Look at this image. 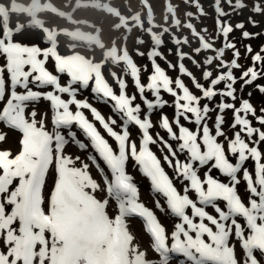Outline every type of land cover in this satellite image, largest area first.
<instances>
[{
    "label": "snow or ice",
    "instance_id": "obj_1",
    "mask_svg": "<svg viewBox=\"0 0 264 264\" xmlns=\"http://www.w3.org/2000/svg\"><path fill=\"white\" fill-rule=\"evenodd\" d=\"M224 2L234 11L246 7L242 0ZM220 5L221 0H215L216 39L223 38L219 48L196 32L192 23L185 25L200 42L195 55L202 51L214 53L202 61L183 52L182 46L189 43L187 37L176 36L172 42L177 62L168 61L159 50L163 35L155 33L150 34L151 46L146 53L152 68L146 82L126 50L112 61L114 65L123 63L124 76L131 77L136 90L133 94L127 92L126 80L116 72L111 76L118 93L110 86L102 74L103 63L78 54L60 55L54 34L44 35L50 46L43 49L16 41L14 37L25 28L6 25L0 16V57L4 61L0 64V143H18L15 153L0 150V264H264V151L260 147L264 144V107L259 108L258 115L251 100L243 96L237 106L236 87L239 82L242 93L245 87L264 78V55H253L252 46L245 45L252 66L237 78L234 70L242 68L241 53L229 40L235 30L241 31L244 40L261 33L244 30L243 22L233 27L222 20L232 12H225ZM191 6L203 14L198 0H193ZM252 11L264 14L259 4H254ZM187 15L192 17L193 13ZM249 23L257 26L251 18ZM136 43L142 45L144 40L137 38ZM228 50L233 58L225 61ZM136 53L145 56L139 48ZM50 58L55 62V71L68 77L65 84L47 69ZM158 59L164 60L168 68L178 69L179 75L170 77ZM186 59L201 69L207 86L186 67ZM214 61H218L215 75L209 70ZM183 76L191 80L200 95L186 85ZM30 85L51 90H34ZM90 85L101 103H110L113 115L106 118L87 100L78 99L79 90ZM255 87L264 94V85ZM165 94L173 98L171 118L163 112L170 105ZM42 100L49 102L51 130L45 127L49 113L38 120L36 108H29ZM84 110L91 113V120ZM228 111L232 112L231 137L224 128ZM157 112L160 115L154 122L152 117ZM182 120L194 125V130ZM154 127L163 130L167 138L160 131L153 133ZM69 145L81 151L91 147L94 154L87 159L99 174V182L91 175L89 163L80 156L66 154ZM151 146H156L163 163L172 169L182 192ZM249 160L254 164L252 171L246 166ZM130 163L150 182L151 191L161 197L155 200V208L162 216L174 218L171 230L139 201L137 183L127 171ZM213 170L227 182L215 178ZM242 183L245 198L238 191ZM97 193L106 195L97 198ZM110 200L116 203L114 216L106 210ZM132 217L142 219L154 258L134 243L126 222Z\"/></svg>",
    "mask_w": 264,
    "mask_h": 264
}]
</instances>
